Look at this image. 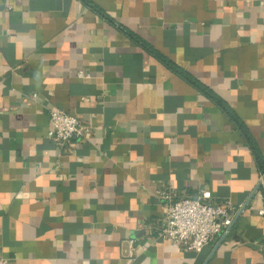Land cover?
<instances>
[{"label":"crops","instance_id":"1","mask_svg":"<svg viewBox=\"0 0 264 264\" xmlns=\"http://www.w3.org/2000/svg\"><path fill=\"white\" fill-rule=\"evenodd\" d=\"M52 110L89 136L51 142ZM257 155L264 0H0L8 264H264ZM206 191L229 227L201 253L160 238L163 196Z\"/></svg>","mask_w":264,"mask_h":264},{"label":"built area","instance_id":"2","mask_svg":"<svg viewBox=\"0 0 264 264\" xmlns=\"http://www.w3.org/2000/svg\"><path fill=\"white\" fill-rule=\"evenodd\" d=\"M49 122L48 138L56 145L80 142L90 134V128L62 110H52ZM261 185H264L262 179ZM163 198L168 201V205L159 228V237L186 252H203L229 227L236 212L231 204L217 207L207 203L211 198L209 191L195 199L174 201L166 195ZM259 214L264 215V209ZM0 264H8V260L0 256Z\"/></svg>","mask_w":264,"mask_h":264},{"label":"trees","instance_id":"3","mask_svg":"<svg viewBox=\"0 0 264 264\" xmlns=\"http://www.w3.org/2000/svg\"><path fill=\"white\" fill-rule=\"evenodd\" d=\"M93 9H95V11L98 13V14H100V15H103V13L101 12V11H99L98 9H96V8H93ZM119 30H121L122 32H124L125 34H127L130 38H133V35L131 34V33H129L127 30H125V29H123V28H120L119 27ZM173 69L175 70V71H177V69H175L174 67H173ZM257 158H258V164H259V169L262 171V172H264V166H263V164H262V161H261V158H260V156L259 155H257ZM263 189H264V185H263Z\"/></svg>","mask_w":264,"mask_h":264},{"label":"water","instance_id":"4","mask_svg":"<svg viewBox=\"0 0 264 264\" xmlns=\"http://www.w3.org/2000/svg\"><path fill=\"white\" fill-rule=\"evenodd\" d=\"M264 179V178H263Z\"/></svg>","mask_w":264,"mask_h":264}]
</instances>
